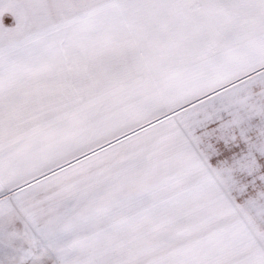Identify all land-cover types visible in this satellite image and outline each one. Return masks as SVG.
<instances>
[{"label": "snow or ice", "instance_id": "1", "mask_svg": "<svg viewBox=\"0 0 264 264\" xmlns=\"http://www.w3.org/2000/svg\"><path fill=\"white\" fill-rule=\"evenodd\" d=\"M0 264H264V0H0Z\"/></svg>", "mask_w": 264, "mask_h": 264}]
</instances>
